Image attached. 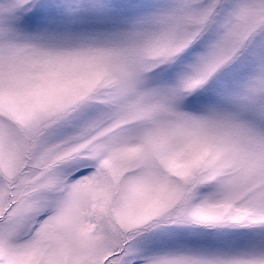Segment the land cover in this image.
I'll use <instances>...</instances> for the list:
<instances>
[{
	"label": "snow or ice",
	"instance_id": "snow-or-ice-1",
	"mask_svg": "<svg viewBox=\"0 0 264 264\" xmlns=\"http://www.w3.org/2000/svg\"><path fill=\"white\" fill-rule=\"evenodd\" d=\"M0 264H264V0H0Z\"/></svg>",
	"mask_w": 264,
	"mask_h": 264
}]
</instances>
